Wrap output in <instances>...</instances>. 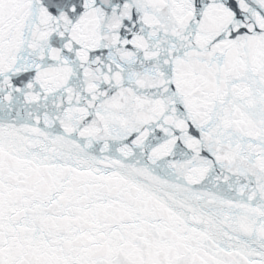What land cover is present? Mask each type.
Instances as JSON below:
<instances>
[{"label": "snow or ice", "instance_id": "obj_1", "mask_svg": "<svg viewBox=\"0 0 264 264\" xmlns=\"http://www.w3.org/2000/svg\"><path fill=\"white\" fill-rule=\"evenodd\" d=\"M0 264H264V0H0Z\"/></svg>", "mask_w": 264, "mask_h": 264}]
</instances>
